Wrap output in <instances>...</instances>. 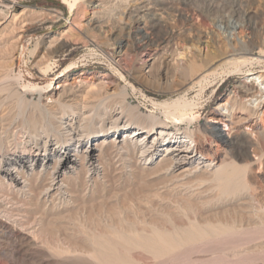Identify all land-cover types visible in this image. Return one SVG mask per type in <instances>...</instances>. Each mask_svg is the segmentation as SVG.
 I'll list each match as a JSON object with an SVG mask.
<instances>
[{
	"label": "bare ground",
	"instance_id": "bare-ground-1",
	"mask_svg": "<svg viewBox=\"0 0 264 264\" xmlns=\"http://www.w3.org/2000/svg\"><path fill=\"white\" fill-rule=\"evenodd\" d=\"M83 1L91 8L92 15L87 23L92 28L101 27L104 22L115 23L118 16L124 14L118 29L126 31L132 41V50H153L152 61L139 69H132V77L144 79L155 70L156 75L167 84L172 82L168 74L176 54L171 50L170 59L165 54L170 48L169 43L179 32L164 27V15L170 10L179 11L187 0H129L130 4L121 13L119 7L122 1L119 7L116 5L118 0ZM65 2L71 11L74 8L78 11L83 3L80 4L78 0ZM103 10L106 11L103 13ZM234 18L227 17L223 22L225 27L246 25L248 36L245 35L242 43L225 44L228 50L217 53L218 57L226 59L221 66L223 70L218 73L217 68L206 69L194 84H201L218 74L227 75V72L248 73L231 86L226 98L218 103L201 128L185 126L180 130L177 126L190 108L184 96L170 102H154L162 110L159 113L164 114L165 118H172L171 126L169 121L153 112L143 117L125 101L126 91L118 90L115 85L50 97L49 104L38 105L37 114L22 115L20 123L14 127L11 126L13 118L8 120L4 114L0 116V238L11 242L12 254L33 256L41 250V246L45 247L44 243L45 248L57 258L55 264H63L68 258L102 260L103 253L117 252L123 243L143 241L146 249L155 255L159 253L156 243L168 247L167 232L164 230L168 217L165 213L161 214L159 220L152 219L144 211L125 207L98 211L93 217L86 214V210H82L78 216L71 214L70 208L79 205L80 199L92 197L98 187L105 183L104 164L106 161L110 164V151L122 156L128 164L133 163L143 171L164 177L165 186L174 189H186L194 177H206L218 184H225L221 191L224 195L242 193L247 189V183L240 178L248 165L238 166L229 158V151L235 148L241 151L240 136H252L248 145L257 155V143L253 137L264 134V66L256 71L245 69L247 65L264 64V49L259 47L264 28L257 29L256 22L247 14L241 20ZM23 21L21 27L28 24L27 20ZM21 27L18 31L24 30ZM156 28L162 32L155 38L152 34ZM120 30L113 31L114 37L120 34ZM257 47L258 50H255ZM10 76L0 74V92L4 93L0 97V106L15 96L16 106L18 104L20 107L25 91L40 93L51 85H21L19 75ZM56 87L63 85L56 84ZM183 87L180 83L170 86L175 92L183 91ZM17 88H20V92ZM26 104L29 105L28 102ZM243 146L247 158V141ZM27 205L35 209V215L30 220L22 213ZM185 209L181 207V212L188 217L189 211ZM46 212H58V216L66 222L62 226L63 235L58 233L53 243H49L48 237L41 240V213ZM243 215L245 218L247 215L255 218L256 212L247 210L246 205L240 216ZM196 223L189 220L192 229ZM233 226L210 224L217 234H227ZM97 251L102 254L99 255Z\"/></svg>",
	"mask_w": 264,
	"mask_h": 264
},
{
	"label": "rangeland",
	"instance_id": "rangeland-1",
	"mask_svg": "<svg viewBox=\"0 0 264 264\" xmlns=\"http://www.w3.org/2000/svg\"><path fill=\"white\" fill-rule=\"evenodd\" d=\"M130 1L118 0L116 5H123L119 7L120 13ZM78 2H83L79 10L74 8L71 11L65 0H0V74L6 73L11 75L10 78L19 75L21 85L33 83L44 87L51 83L40 93L25 91L20 107L17 104L18 110L15 96L1 104L0 116L4 114L8 120L13 118L11 126L18 125L22 115L37 114L38 105L49 104L50 97L115 85L118 90L126 91L125 101L143 117L153 112L169 121L171 126L172 118H165L164 114L159 113L162 110L154 102H170L184 96L190 108L182 117L185 120L177 126L180 130L185 126L201 128L218 103L226 98L231 86L248 73L216 74V77L211 76L201 84H194L206 69L217 68L218 73L221 72L226 59L218 57L217 53L228 50L225 44L242 43L245 35L249 34L248 26L227 29L224 20L227 17L241 20L247 14L256 22L257 29L264 28V0H187L186 6H181L179 11L170 10L164 15V27L179 32L169 43L170 48L165 54L167 59L171 58V50L176 54L168 74L172 82L167 84L156 75L155 70L149 77L137 80L130 74L131 70L152 61L153 50H132L130 37L126 31L118 29L124 14L118 16L115 23L104 22L101 27L92 28L87 23L92 15L91 8L86 1ZM23 19L28 24L21 27ZM20 27L24 30L18 31ZM116 29L121 32L114 37L112 33ZM160 32L156 28L152 36L156 38ZM262 36L259 47L264 49V34ZM262 66L264 64H252L245 69L256 71L263 69ZM178 83L184 85V90L175 92L170 86ZM56 84L63 87L57 88ZM3 94L0 92V97ZM187 118L192 119L191 122ZM251 139L252 136H240L241 151L238 148L229 151V158L238 166L248 165L240 178L247 183V189L231 195L222 194L225 184H218L206 177L192 178L183 190L165 186L164 177L143 171L133 163L128 164L122 156L110 151V164L107 161L104 164L105 183L98 187L92 197L80 199L79 205L70 208L71 214L78 216L82 210H86L85 213L93 217L98 211L125 207L144 211L152 219L159 220L161 214L165 213L168 217L164 223L168 247L156 243L159 253L155 255L146 249L143 241L123 243L117 252L106 251L102 254L97 251L99 255L102 254V260L68 258L63 264H264V134L253 137L257 143V155L248 145ZM246 141L247 158L243 151ZM246 205L247 210L256 212L255 218L240 216ZM181 207L189 211L188 217L182 214ZM22 213L30 220L35 215V209L27 205ZM41 214V240L48 237L49 243H53L58 233L63 235L62 226L66 222L58 216V212ZM189 220L197 222L192 226L198 230L190 227ZM254 220H257L255 224L250 223ZM210 224H233L234 228L227 234H217ZM43 245L46 247V244ZM45 247L41 246V250L33 256L14 255L11 242L0 238V264H55L57 258Z\"/></svg>",
	"mask_w": 264,
	"mask_h": 264
}]
</instances>
